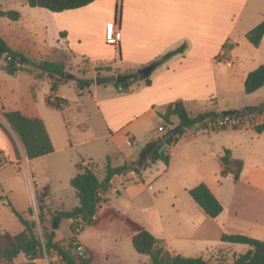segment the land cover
<instances>
[{
	"label": "crops",
	"instance_id": "1",
	"mask_svg": "<svg viewBox=\"0 0 264 264\" xmlns=\"http://www.w3.org/2000/svg\"><path fill=\"white\" fill-rule=\"evenodd\" d=\"M52 14H54L58 34L67 41L66 47L72 55L84 59L93 66L106 63L112 68L116 67V70L122 75L136 74L139 69L149 66L167 53L184 47L182 53L173 55L161 66L153 69L149 76L150 86L139 87L137 84L136 87L134 84L126 94L121 93L120 89L116 87L115 91L111 90L101 98L96 94L97 87L93 89L92 100L95 102L96 113L101 126L104 127V134L92 141H105L106 143V149L98 153V157H100L98 159L103 162L101 168L103 174L108 155L118 154V157L113 159V167L121 166L124 163H137L140 159L138 152L141 147L148 144L152 139H161V136L170 127L163 125L157 111L168 104L182 102L185 109L192 114L204 111L217 113L242 111L247 107L256 108L264 104V98L254 104H246L248 102L244 100L246 101L244 107H237L234 103L239 99V93L242 91L244 93V81L247 74L264 65V35L257 48L250 44L252 47H248V53L242 54L236 51L232 55L235 60L243 55L242 58L244 60L247 58L246 61L249 64L246 67L242 65L234 69L226 77L224 81L226 98L223 103L218 100L220 88L218 86L220 85L217 82V65L215 63L217 60L220 63L227 62L225 57L228 46H230L231 51L238 50L239 44L236 33L238 35L241 33L240 37H245L248 32L264 21V0H96L79 9ZM115 23H117L120 32V41L117 47L109 45L106 41L107 30ZM226 67L232 68L228 63ZM26 68L28 67H24L23 70L10 76L1 70L0 65V114L16 111L25 117L38 118L43 121L54 151L39 159H49L70 151L74 153L75 157L71 155L68 162L65 163L64 173L66 175L64 174L63 179L66 184H69L70 180L77 174L76 164L78 162H82V165L89 169L98 170L97 158H95L97 156L93 151H84L82 155L85 158L77 160L81 157L77 149L86 147L91 140L74 142L71 139L69 141L68 130L63 121L65 141L61 150L54 146L45 115L58 109L49 106L47 98L50 95L62 98L63 96L58 93L59 89L64 86H59L56 92H51L48 85L47 87L44 86L41 97L37 94L40 87L38 89L34 87L32 94L31 87L35 82L34 73ZM89 91L91 88L88 87L87 92ZM262 92H264V87L248 96H258ZM153 120L159 124L158 128H163V131L160 132L161 135L150 132V122ZM173 123L177 125L178 121L174 119ZM180 139L193 142L195 149L190 157L196 156L199 159L195 168L196 182L190 187H183V190L188 194V190L197 185H206L222 205L223 212L217 218L211 219L191 200L190 196L189 200L191 201L183 199L179 203V207L174 208L173 206V215L171 216V223L177 229L179 238L183 237L180 239L190 243L195 241L192 237L198 233L199 236L197 237L201 240L204 239L203 237L213 234H217L220 240L221 235L226 233L227 227L239 229L250 227L249 225L239 226L237 213H234L232 218L222 217L225 211L224 201L228 198L224 185L233 186L230 201L234 198L235 184H241L253 191L255 195L264 198V166L260 164L261 161H264V156H259L258 162L257 157H255L257 150L262 146L264 147V128L259 133L256 128L248 127L220 130L210 134L188 135L183 133ZM172 145L174 152L170 155L169 163L172 161L173 154L177 156L181 152V146L177 147L176 143ZM133 147H136L135 151H131ZM224 150L230 151L234 160H240L243 163L237 182L228 176L218 178L222 173L218 159L223 155ZM10 156H14L11 143L0 129V159L6 162L0 167V172L10 168L12 173L10 179L0 181V201L1 203L9 202L12 205L10 199L15 197L17 193L24 196L26 194L29 198L28 203H30V185L23 178L19 167L9 162ZM155 168V164L150 165V169L145 171L146 175L143 176V180L147 175L151 176L152 170ZM50 170L48 165L43 167L41 173L45 180L41 185L36 177L35 180L38 187L49 185L52 198L53 186L50 180ZM142 173L135 176L141 177ZM104 176L105 174L101 179L98 176L97 178L101 181ZM136 180L138 179H134L128 173L123 177L116 175L111 180L112 188L110 191L120 194V189H127L126 193L131 194L130 196L134 198L139 192ZM56 181L60 184L61 180L57 179ZM133 185L134 187H128ZM143 186L146 187L144 184ZM143 186L142 188H144ZM148 186L150 189L151 186ZM107 194L104 195L106 202L98 207L95 214L98 222L101 218L108 219L110 222L113 221L108 216V211L113 210L106 204L108 201L106 199ZM63 198L58 200L59 209L70 211L78 206V200L70 186L69 189L64 190ZM66 201L69 202V209L65 208ZM28 203L24 211L19 212L20 214L25 212ZM161 218L159 215L158 219ZM67 222L70 225L73 220ZM188 222L193 223L189 225ZM202 228L204 229L202 230ZM144 229L160 240L161 244L167 243L171 249V244L174 242L166 238L163 231L156 232L148 225ZM239 229L236 230L237 234H247ZM247 235L264 241V237ZM56 240L61 241L57 238ZM75 241L84 249L86 256L91 258L90 264H94L95 259L90 244L80 236L77 238L75 236ZM171 254L177 255L179 252L171 249ZM232 255L242 254L235 253ZM25 261L27 263L46 264L41 259L29 261L25 257Z\"/></svg>",
	"mask_w": 264,
	"mask_h": 264
},
{
	"label": "rangeland",
	"instance_id": "2",
	"mask_svg": "<svg viewBox=\"0 0 264 264\" xmlns=\"http://www.w3.org/2000/svg\"><path fill=\"white\" fill-rule=\"evenodd\" d=\"M9 11L19 13L20 18L18 21H13L7 17L0 16V37L6 41L8 46L15 51L23 53L24 56L34 63L41 61H60L65 66V73L71 76V78H65L67 80H60L58 83V87L64 86L59 89L58 94L63 96L62 98L67 101V104L63 106L60 111L55 110V112H49L45 115L54 146L58 150L62 149V145L65 141L64 126L68 130L69 141H71V139H73L74 142L91 140L86 147H79L77 149V152L81 154V157L77 158V160L79 161L85 158L82 154L86 150L95 152V156H97L95 157L97 158L96 163L99 168L98 170L93 169V171L101 179L104 175L103 169H101L103 162L101 159H98L100 158L98 157V153L106 149V143L105 141H92L94 138L104 134V127L101 126L97 116V109L95 102L92 100V94L94 93L93 89L97 87L98 91H96V94L101 98V96L108 94L111 90L115 91L116 85L114 81H111L97 86L95 84V78L111 77L114 80L116 76L122 74H118L116 67L112 68L106 63L93 66L88 64L84 59L72 55L66 47L67 41L58 34L54 14L43 9L30 8L25 0H0V12ZM240 34L241 33L238 35L236 33V37L238 38L237 43L239 44L238 50L231 51L229 49L230 46H228L225 57L227 62L220 63L219 60L215 62L217 65V82L218 85H220L218 86L220 87L218 100L221 103H223L226 98L224 88L226 77H228L234 69L242 65L246 67L249 64V62L246 61L247 58L245 60L242 58L243 55L236 60L233 59L232 56L236 51L242 54L248 53V47H252L244 36L240 37ZM251 49L253 50V48ZM227 63L230 64L232 68H227ZM0 65H2V62H0ZM107 67H111V73L104 70ZM96 68L101 69L99 74L95 72L94 69ZM26 69L38 75V79L34 82V87L37 89L40 87L37 94L41 97L42 92H44L43 87H47L48 85L50 88L53 81L49 80L48 77L41 74V72L35 68L28 67ZM79 80L91 81L89 86L91 91L87 92L88 88H84L83 91H80L76 85ZM137 84H139V87L145 86L141 81L136 82L135 86ZM239 95V99L234 102L237 107H244L246 104H254L261 98H264V92L260 95L258 94V96H248L242 91ZM244 100H247L248 103L245 104L246 101ZM209 105H211V103H209ZM62 121L64 126L62 125ZM0 122L9 131L21 155L20 161H16L14 156H10L8 160L19 167L20 173L23 178L28 181L31 189L30 203H28L29 198H27L26 194L24 196L23 194L16 193L15 197L10 199L12 201V206L16 211L23 212L28 203L27 209H32L33 216L29 217L27 214H23V217L36 221V232L39 239L42 240V228L38 221L37 196L44 194L49 195V197L45 199V204L50 212L56 213L58 211H63L59 209L58 200L64 199V190L69 189V184H66L63 179L64 174L66 175V173H64V169H66L65 163L68 162L71 155L75 157L74 153L70 151L53 156L49 159L46 158L45 160L38 158L29 161L25 158L19 138L9 128L1 116ZM158 127L159 124L156 120L150 122V132L161 135L162 133L158 131ZM146 145L141 147L138 152L139 155L146 149ZM176 146H181V152L177 156L173 154V157H171L172 161L168 163V167L161 162L156 163V168L152 170V175H147L145 180H143V176L146 175V172H143L141 177L138 176L139 178L132 175L134 179H138L136 182L139 188V192L134 198L130 196L131 194L126 193L127 189H120V194L109 191L106 195V199H108L106 204L113 212H118L120 215L135 222L142 228L148 225L156 232L163 231L165 237L174 242L171 244V249L179 252L183 257L202 258L203 260H207L209 264H232V254H243L245 251L247 252L249 250V247L244 245L224 244L219 240L217 234L203 237V242L197 237L199 235L196 233L193 235L194 237H192L195 241L189 243L180 239L183 237L179 238L177 229L171 223V216L173 215L172 210L179 207V203L183 199L191 201L189 200V195L183 190V187H190L196 182L195 168L199 163V159H197L196 156L194 158L190 157L195 149L193 147V142L187 139H179L176 142ZM133 150L135 151L136 147H133L131 151ZM167 152L170 160V155L174 152L173 145L167 148ZM259 156H264L263 146L260 147L255 154L257 162ZM0 161H2V159H0ZM260 164L264 166V161H261ZM46 165L51 168L50 180L53 186L52 198L50 189H44V187L48 186L38 187L35 180L36 177L40 185L44 182L45 177L41 172ZM11 177L12 173L10 168L0 172V181H6ZM221 177L222 176L218 178L221 179ZM57 179L61 180L60 184L57 183ZM143 184L146 187H144ZM148 185L151 186L150 189ZM142 186L144 188H142ZM128 187H134V185ZM232 187L233 186L228 184L224 185L225 193L228 194V198L224 201L225 211L222 217L232 218L234 217V213H237V220L240 222L239 226L249 225L250 227H246L245 229L227 227L225 229V234H237L236 230L239 229L247 234L264 237V198L260 195H255L253 191L248 190L241 184H235L234 198L230 201V193L233 191ZM132 194H134V192H132ZM6 204L7 202L1 203L0 201V231L12 235L18 234L23 230V226L19 219L12 215ZM65 208H70L68 201L65 202ZM159 215L162 217L161 219H158ZM111 219H113V221L110 222L108 219L101 218L96 226H85L81 232L76 235V238L78 236L83 237V239L90 244L95 259L94 264H149V258L147 256L138 254L132 248L130 240L131 234L124 222L120 218L111 217ZM53 222L54 219L51 216L47 215L45 217L44 225L48 233L54 231L56 233V238L63 241L71 237L70 227L74 225L73 223L69 225L67 221L60 220L57 222L56 229H52ZM188 223L191 225L193 222ZM203 229L204 228H202V230ZM247 234H245V236H248ZM166 244L162 245L171 253V249L168 244ZM227 247L231 249H225ZM43 260L46 264H58L52 256H46ZM0 264H5V262L0 260ZM13 264L34 263H27L25 261V256L20 254L14 259Z\"/></svg>",
	"mask_w": 264,
	"mask_h": 264
},
{
	"label": "trees",
	"instance_id": "3",
	"mask_svg": "<svg viewBox=\"0 0 264 264\" xmlns=\"http://www.w3.org/2000/svg\"><path fill=\"white\" fill-rule=\"evenodd\" d=\"M94 1L96 0H25L26 4L30 8H39L50 13H60L67 10L79 9L93 3ZM0 16L7 17L13 21H18L20 18L19 13L14 11L0 12ZM263 35L264 21L248 32L245 37L254 48H257ZM183 51L184 47H180L179 49L169 52L160 59L152 62L149 66L155 69L161 66V64L166 62L173 55L182 53ZM0 62H2L1 70L10 76L23 70L24 67H31L39 70L41 74H44L49 78V80L53 81L50 86L51 92H56L60 80H67L62 77V73H65V66L62 62L41 61L34 63L24 56L23 53L11 49L2 37H0ZM27 70L32 72L29 69ZM94 70L95 72H98V74L101 71L99 68ZM104 70L110 73L112 71L111 67H107ZM129 76V80L120 85H116V87L120 89L121 93H128L133 85L138 81L143 82L145 86L151 85L150 77L138 79L136 74ZM34 79L36 81L38 79V75L34 74ZM90 84L91 81L79 80L76 85L80 91H83L84 88H88ZM263 87L264 65H261L247 74L244 81V93L249 95L255 93ZM31 91L33 94L34 85H32ZM47 104L61 110V108L67 104V101L50 95L47 98ZM262 106H264V104ZM253 109L254 108L247 107L242 111H235L233 115L236 116L241 113L252 111ZM157 115L162 119L165 127L168 126L172 128L180 125V130L176 136L173 137L167 144L169 147L172 144H175L182 137L184 129L191 128L196 124L204 122L205 120L217 118L220 116V113L215 111H204L192 114L185 109L182 102H175L166 105L161 110H158ZM0 116L19 138L24 150L25 158L29 161L41 158L54 151L52 141L42 120L38 118L25 117L16 111L3 112ZM174 119L178 121L177 125L173 123ZM0 129L8 137L16 161H20L21 155L17 146L10 136L9 131L2 125L1 122ZM261 129L263 128H256L258 133L261 132ZM162 146L163 143L161 139H152L146 145V149H144L141 153L140 159L137 163H124L118 167L112 166L113 159L117 158L118 154L112 153L108 155L104 168L105 176L101 181H99L97 174L93 171V169L83 166L82 162L76 164L77 174L70 180L69 186L74 190L75 197L78 200V206L74 207L70 211H58L56 213H52L45 204V199H47L49 195L44 194L37 196L38 221L42 228V240L39 239L36 232V221L25 219L23 217V214H27L29 217H32V209L28 208L26 212L20 214L15 210L11 203L7 202L6 206L10 209L11 213L19 219L21 225L23 226V230L14 235L0 231V260L5 262V264H13L14 259L18 255L23 254L29 261L38 259L43 260L46 256H52L58 264H90V257L81 258L78 257L75 252L77 248V243L75 241V236L77 234L74 231L75 225H71L70 227L71 237L67 238L65 241H57L56 233L54 231L49 233L47 232L44 225L45 217L49 215L54 220L58 218L59 221L76 220L80 218L86 226L96 225L98 223V219L93 221L92 218L95 216L98 207L106 202L104 195L111 190V180L113 177L125 174L129 171H134L136 174H139L147 171L150 168V165L158 162L168 166L169 154L167 150L159 154V150ZM218 161L222 167L221 176H228L234 182H237L243 168L242 161L234 160L228 150H224L223 155L218 159ZM5 164V161L0 162V167ZM47 186L48 187H44L45 190L47 188L50 189L49 185ZM188 195L191 200L204 212V214L211 219L217 218L223 212V207L220 202L213 196L208 187L204 184H199L188 190ZM108 215L112 218H120L124 222L132 234V248L138 254L147 256L149 258V264H209L207 260H203L202 258H186L179 254H171L163 247L160 240L155 238L150 232L135 222L113 211H108ZM220 241L226 244H238L249 247V250L246 253L242 255H233L232 264H264V241L242 234H222Z\"/></svg>",
	"mask_w": 264,
	"mask_h": 264
},
{
	"label": "built area",
	"instance_id": "4",
	"mask_svg": "<svg viewBox=\"0 0 264 264\" xmlns=\"http://www.w3.org/2000/svg\"><path fill=\"white\" fill-rule=\"evenodd\" d=\"M106 41L109 45H112L114 47L118 46L120 41V32L117 23H115L114 25L108 28ZM246 127L254 128V129L259 127L264 128V106L254 108L252 111L241 113L236 116L231 115L224 118L219 116L214 119L205 120L204 122L196 124L191 128L184 129V133H187L188 135L210 134L220 130H227V129L235 130ZM158 131L162 132L163 128L160 127ZM127 173L131 175H136L134 171H129ZM127 173L120 174L118 176L123 177ZM92 220L95 221L96 217L94 216ZM73 223L75 225L74 231L77 235L86 226L80 218L73 220ZM75 252L78 255V257L81 258L87 257L84 249L78 244Z\"/></svg>",
	"mask_w": 264,
	"mask_h": 264
},
{
	"label": "water",
	"instance_id": "5",
	"mask_svg": "<svg viewBox=\"0 0 264 264\" xmlns=\"http://www.w3.org/2000/svg\"><path fill=\"white\" fill-rule=\"evenodd\" d=\"M153 68L151 66H147L144 67L142 69H139L136 73L138 79H143V78H147L150 76V74L152 73ZM62 77L64 78H71L70 75L66 74V73H62ZM130 76L129 75H118L115 77V79L113 80L111 77H96L95 78V84L101 85L107 82H111L114 81L115 85H120L122 83H124L125 81L129 80ZM235 113V111H222L220 112V116L222 118L227 117V116H231ZM180 130V125H177L169 130H167L162 136H161V141L163 143V146L161 147V149L159 150V154H161L162 152L166 151L168 148V143L169 141L176 136V134L178 133V131ZM59 221L58 218H56L53 222V226L52 229H56L57 227V222Z\"/></svg>",
	"mask_w": 264,
	"mask_h": 264
}]
</instances>
